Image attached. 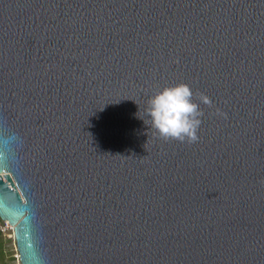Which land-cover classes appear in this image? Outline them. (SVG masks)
<instances>
[{"label":"water","instance_id":"1","mask_svg":"<svg viewBox=\"0 0 264 264\" xmlns=\"http://www.w3.org/2000/svg\"><path fill=\"white\" fill-rule=\"evenodd\" d=\"M0 219L21 264H264V0H0Z\"/></svg>","mask_w":264,"mask_h":264},{"label":"clouds","instance_id":"2","mask_svg":"<svg viewBox=\"0 0 264 264\" xmlns=\"http://www.w3.org/2000/svg\"><path fill=\"white\" fill-rule=\"evenodd\" d=\"M190 85L178 83L166 86L153 94L145 109L150 126L163 138L198 139L197 131L203 115L200 103H210V98L202 95L193 99Z\"/></svg>","mask_w":264,"mask_h":264},{"label":"rangeland","instance_id":"3","mask_svg":"<svg viewBox=\"0 0 264 264\" xmlns=\"http://www.w3.org/2000/svg\"><path fill=\"white\" fill-rule=\"evenodd\" d=\"M16 240L0 238V264H21Z\"/></svg>","mask_w":264,"mask_h":264},{"label":"built area","instance_id":"4","mask_svg":"<svg viewBox=\"0 0 264 264\" xmlns=\"http://www.w3.org/2000/svg\"><path fill=\"white\" fill-rule=\"evenodd\" d=\"M0 237L16 240L14 226L11 225L9 221H0Z\"/></svg>","mask_w":264,"mask_h":264},{"label":"snow or ice","instance_id":"5","mask_svg":"<svg viewBox=\"0 0 264 264\" xmlns=\"http://www.w3.org/2000/svg\"><path fill=\"white\" fill-rule=\"evenodd\" d=\"M128 0H120V3H126ZM148 3H155V0H147Z\"/></svg>","mask_w":264,"mask_h":264},{"label":"trees","instance_id":"6","mask_svg":"<svg viewBox=\"0 0 264 264\" xmlns=\"http://www.w3.org/2000/svg\"><path fill=\"white\" fill-rule=\"evenodd\" d=\"M0 221H1V219H0ZM1 238V237H0Z\"/></svg>","mask_w":264,"mask_h":264},{"label":"bare ground","instance_id":"7","mask_svg":"<svg viewBox=\"0 0 264 264\" xmlns=\"http://www.w3.org/2000/svg\"><path fill=\"white\" fill-rule=\"evenodd\" d=\"M19 258H20V256H19Z\"/></svg>","mask_w":264,"mask_h":264}]
</instances>
